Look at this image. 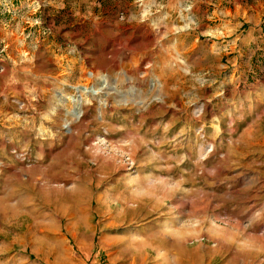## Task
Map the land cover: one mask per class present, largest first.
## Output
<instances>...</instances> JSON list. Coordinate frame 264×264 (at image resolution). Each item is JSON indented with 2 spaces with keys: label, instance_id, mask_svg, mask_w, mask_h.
Segmentation results:
<instances>
[{
  "label": "rangeland",
  "instance_id": "374dc122",
  "mask_svg": "<svg viewBox=\"0 0 264 264\" xmlns=\"http://www.w3.org/2000/svg\"><path fill=\"white\" fill-rule=\"evenodd\" d=\"M25 1L0 4V264H264V75L188 69L151 30L198 4L210 35L233 2Z\"/></svg>",
  "mask_w": 264,
  "mask_h": 264
},
{
  "label": "crops",
  "instance_id": "0c3cea01",
  "mask_svg": "<svg viewBox=\"0 0 264 264\" xmlns=\"http://www.w3.org/2000/svg\"><path fill=\"white\" fill-rule=\"evenodd\" d=\"M13 1L0 0V4L4 3L8 7V3L12 6ZM29 1L27 0L25 3L28 4ZM231 1L235 8H230L229 15L222 18L224 28H221L222 30L210 28L208 31L210 35H202L203 31H207V29L205 30V20H201V15H197L198 4H191L193 10H188L189 12L186 13L187 16L183 20V24L179 27H150L153 30L155 39L159 30H165V32L162 31L168 37L169 44L165 50L161 51L170 49L173 53L180 55L184 60L185 67L188 69L191 66L189 59L192 57L193 61H197L195 69H200L202 72L203 70L207 72V69H213V72L216 73V70L228 63L229 68L235 73L237 72V74H243L245 71L251 70V68H257L261 69L264 75V5L260 0ZM238 3H242V6L238 7ZM143 4L148 7L146 15L155 20L160 17L163 19L169 17L171 19L173 12H178V14L174 13V17L175 15L181 16L183 15V8L180 7L186 4L190 6L189 0H118L117 8L121 13L122 9L127 11L125 12L126 19H132L131 16H134L138 10L141 11ZM130 5L133 6L135 12L128 8ZM239 14L242 16L241 21L244 22L241 28L236 25L239 21ZM236 29L238 32H234ZM227 34V38L222 37V35L227 36ZM235 39L237 40L236 42ZM0 40H3L9 46V51L10 46L15 41L11 31L8 33L3 26H0ZM8 56L7 52L6 57L0 59V63H3L4 58ZM123 58L127 59L125 60L126 67H136V62L139 63V57L136 54L124 56ZM208 59L211 62H205ZM156 61L157 59L152 60V63ZM172 62L173 60L168 59L167 56L165 66H171ZM154 65L158 67V64L155 63Z\"/></svg>",
  "mask_w": 264,
  "mask_h": 264
},
{
  "label": "bare ground",
  "instance_id": "6f19581e",
  "mask_svg": "<svg viewBox=\"0 0 264 264\" xmlns=\"http://www.w3.org/2000/svg\"><path fill=\"white\" fill-rule=\"evenodd\" d=\"M74 87H76L77 89L76 90H78L80 93L81 92H85L87 89L86 88H84V87H80V86H74ZM72 100L73 101H80L81 100V95H78V97H72Z\"/></svg>",
  "mask_w": 264,
  "mask_h": 264
},
{
  "label": "water",
  "instance_id": "95a60500",
  "mask_svg": "<svg viewBox=\"0 0 264 264\" xmlns=\"http://www.w3.org/2000/svg\"><path fill=\"white\" fill-rule=\"evenodd\" d=\"M74 89H75V91H77V90H76V89H77L76 87H74ZM76 96H77V92H76ZM72 111H74V109H72Z\"/></svg>",
  "mask_w": 264,
  "mask_h": 264
},
{
  "label": "built area",
  "instance_id": "2783aa9c",
  "mask_svg": "<svg viewBox=\"0 0 264 264\" xmlns=\"http://www.w3.org/2000/svg\"><path fill=\"white\" fill-rule=\"evenodd\" d=\"M0 70H1V67H0ZM20 104H21V103H20ZM20 104H19V105H20ZM22 154H23V153L19 152V155H22Z\"/></svg>",
  "mask_w": 264,
  "mask_h": 264
}]
</instances>
